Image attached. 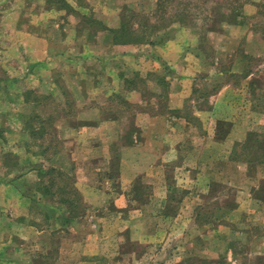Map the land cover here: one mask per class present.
Returning a JSON list of instances; mask_svg holds the SVG:
<instances>
[{
  "label": "crops",
  "instance_id": "obj_1",
  "mask_svg": "<svg viewBox=\"0 0 264 264\" xmlns=\"http://www.w3.org/2000/svg\"><path fill=\"white\" fill-rule=\"evenodd\" d=\"M118 1L67 0L78 13L54 39L30 10L0 13V264H179L239 258L230 245L246 240L264 248L249 232H264V110L249 89L260 73L204 91L220 63L196 40H113L136 6ZM51 124L60 152L48 151ZM22 131L44 136L29 146ZM251 142L253 159L234 156ZM66 157L83 206L48 187L52 172L67 175Z\"/></svg>",
  "mask_w": 264,
  "mask_h": 264
},
{
  "label": "rangeland",
  "instance_id": "obj_2",
  "mask_svg": "<svg viewBox=\"0 0 264 264\" xmlns=\"http://www.w3.org/2000/svg\"><path fill=\"white\" fill-rule=\"evenodd\" d=\"M15 1V2H14ZM136 3L132 10H127L126 13L130 15V21H128L126 28L131 40H161L164 39H178L181 43L185 42L191 44L194 40L197 41V45L203 49L206 58L212 61V65L220 63L219 66L215 65L210 69L212 80L204 86V91L212 92L217 90L225 82H240L242 79L241 71L249 74L250 70H256L260 73V83H254L250 85L251 97L256 104V107L264 110V1L260 2L257 7L253 9L247 8L249 0H133ZM14 2V4H13ZM82 3L79 7L87 8L86 11L91 16L86 19V23L89 19L92 20L95 17L96 12L92 11L93 5H86ZM121 4V0L118 1ZM19 9L22 14H28V11H32L37 16L36 23L38 27L44 29L43 31L51 38H59L66 23L64 22V16L68 14H77L75 10L67 0H48V4L45 0H0V13L5 14L13 8ZM96 9H98L96 7ZM251 10V15H245L247 11ZM100 11H102L100 9ZM65 13V14H61ZM47 13V16L44 14ZM103 14H106L102 11ZM110 15V14H108ZM28 16H25L26 21ZM61 17V18H60ZM96 19V17H95ZM236 26V27H235ZM243 26V27H242ZM65 27V28H66ZM96 28V27H95ZM27 29V27H25ZM184 30L189 32L183 33ZM131 33V34H130ZM195 37V38H194ZM91 40L82 36V39ZM26 38L21 34V42ZM96 37H94V40ZM113 40H118L116 35L112 37ZM40 41L39 38H37ZM91 40V42H94ZM96 41V40H95ZM241 61L242 66L237 70L233 69L236 61ZM240 63V64H241ZM211 65V66H212ZM210 65L206 67L208 70ZM93 64L86 69V74L93 76L94 72ZM61 69V68H58ZM209 71V70H208ZM218 71H222L220 75H216ZM198 78V77H197ZM199 82V81H198ZM91 86L90 84H88ZM202 90V91H203ZM59 100L53 99L50 101L48 111L51 115H54V108L60 107ZM41 105L39 104L37 106ZM26 118H20V123L28 124L30 119L27 115L28 106L26 105ZM8 123L16 120V117H6ZM14 118V119H13ZM6 119V120H7ZM55 123V118L53 120ZM13 134L9 132L8 135ZM18 134V133H14ZM28 136L27 138L25 137ZM31 138L44 136L38 133L36 135L30 134ZM252 133L251 140H256L258 136ZM21 139L28 145L32 140L29 138V132H19ZM36 136V137H35ZM59 137V138H58ZM48 138L50 139V148L48 151L54 153L59 151L61 144L59 133L55 130V127L51 124L48 131ZM39 141V139H37ZM33 143V141H32ZM32 145L31 143L29 146ZM69 146V145H68ZM43 150V148H41ZM65 149V148H64ZM63 149V150H64ZM60 152V151H59ZM253 143L249 146L237 145L234 148V156L244 157L246 159L252 158L254 155ZM261 152L257 153L258 159H263ZM16 155L10 154L9 158ZM67 158V157H66ZM253 159V158H252ZM61 162L58 159L57 162ZM10 163H13L10 161ZM64 165L68 171L67 175H61L59 172H52V182L48 186L51 190L64 189L66 195L57 197L62 203L84 204L82 196L76 195L74 190V178L72 176V162L63 160ZM213 191H220L222 188L220 181H217ZM227 188L230 192L234 190L231 184ZM56 196L53 197V199ZM233 198L230 196V201ZM83 206V205H81ZM81 210V208L79 209ZM251 218V217H249ZM257 233L259 238H264V232L260 229L250 228L249 232ZM234 253H240L239 258H232L231 255H220L217 259H190L187 257L185 260L180 261L179 264H264V248L259 245H253L249 241L245 243H234L230 245ZM264 246V245H260ZM237 251V252H236ZM261 252V253H258Z\"/></svg>",
  "mask_w": 264,
  "mask_h": 264
},
{
  "label": "trees",
  "instance_id": "obj_3",
  "mask_svg": "<svg viewBox=\"0 0 264 264\" xmlns=\"http://www.w3.org/2000/svg\"><path fill=\"white\" fill-rule=\"evenodd\" d=\"M127 37H129V34H125V28H120L118 31H116V38L119 41H129V40H131V39H127Z\"/></svg>",
  "mask_w": 264,
  "mask_h": 264
}]
</instances>
